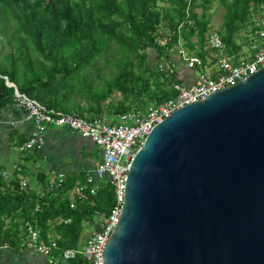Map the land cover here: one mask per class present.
I'll return each instance as SVG.
<instances>
[{
	"label": "trees",
	"instance_id": "trees-1",
	"mask_svg": "<svg viewBox=\"0 0 264 264\" xmlns=\"http://www.w3.org/2000/svg\"><path fill=\"white\" fill-rule=\"evenodd\" d=\"M219 1L225 12L218 34L225 45L224 54L237 64L244 57L238 40L248 42L242 33L253 17L263 13L264 0ZM212 3L194 0L187 17L185 0H0V124H5V112L10 110L16 116H27L16 109L15 89L7 80L48 109L85 118L118 117L170 99L175 95L172 84L180 81L176 72H161L157 64L174 61L171 51L177 48L180 36L198 60L193 70L203 73L216 64L219 51L206 48V36L212 30ZM184 21L189 23L179 35ZM163 27L169 32L167 47L158 42ZM112 46L119 57L108 60L114 71L104 79L96 63ZM90 72L103 86L94 85ZM27 139L22 138L16 148ZM21 168V175L28 178V168ZM4 171L2 164L0 247L25 245L31 227L40 231L45 243L55 240L61 250L80 249L89 226L97 223L96 212L108 214L115 204L108 178L95 177L90 182V187H98L94 206L73 210L68 192L86 182L89 175L84 172L64 173V183L51 186L48 173L39 169L35 179L28 180L35 188L29 191L21 188L17 173L5 179ZM61 264L86 262L78 258Z\"/></svg>",
	"mask_w": 264,
	"mask_h": 264
},
{
	"label": "water",
	"instance_id": "water-1",
	"mask_svg": "<svg viewBox=\"0 0 264 264\" xmlns=\"http://www.w3.org/2000/svg\"><path fill=\"white\" fill-rule=\"evenodd\" d=\"M103 264H264V67L147 136Z\"/></svg>",
	"mask_w": 264,
	"mask_h": 264
},
{
	"label": "built area",
	"instance_id": "built-area-1",
	"mask_svg": "<svg viewBox=\"0 0 264 264\" xmlns=\"http://www.w3.org/2000/svg\"><path fill=\"white\" fill-rule=\"evenodd\" d=\"M194 0H185L187 4L186 16L190 17ZM189 23L184 21L178 28L179 35L183 27ZM191 23V22H190ZM158 40L159 45L167 47L169 32H162ZM245 38L249 43L250 54L242 58L239 63H233L224 57L225 45L218 32L211 31L206 36V48L219 51L214 67L207 68L200 73L191 85L175 82L172 90L175 93L170 99L150 106L148 109H134L118 116V122H109L107 114L92 118H85L77 113H64L55 109H48L38 101L24 94L16 93V106L27 113V119L34 123V129L27 141L18 148L21 153L39 151L45 144V135L50 127L67 128L81 138L92 141L101 152V160L97 163L84 184H78L74 190L68 192L70 207L73 210L84 209L87 205L94 206L98 187H90V182L97 177L99 180L108 178L114 189L115 204L111 212L106 214L97 211V223L89 226L90 236L80 249L61 250L55 240L45 243L40 239V231L29 228L27 246L39 254L48 257L50 264H61L82 258L86 264H103V251L113 234L122 213L124 192L131 163L152 130L178 109L207 99L210 95L246 80L264 67V18L253 17L245 31ZM180 58L184 63L193 66L198 62L190 55L179 37L177 43ZM177 66L174 61L167 60L158 64L161 72L175 74ZM22 168L15 167V172L21 179V188L34 190L27 178L21 175ZM3 178H9L8 172L2 173ZM65 181L64 173H56L50 177L51 186H61ZM70 223V220L64 221Z\"/></svg>",
	"mask_w": 264,
	"mask_h": 264
},
{
	"label": "crops",
	"instance_id": "crops-1",
	"mask_svg": "<svg viewBox=\"0 0 264 264\" xmlns=\"http://www.w3.org/2000/svg\"><path fill=\"white\" fill-rule=\"evenodd\" d=\"M172 54L177 66L178 80L183 85H191L200 72L197 74L192 66L182 62L181 58H176L175 48ZM26 117V114L16 116V113L10 110L5 112V124H0V165L5 164V172L9 173V177L15 175V167L20 166L28 168V178L23 176L24 174L22 177L30 180L36 176L39 169H43V165H46L48 169L46 173L50 174V177L55 176L56 173L74 172H84V175L88 176L100 162L99 148L92 141L81 138L66 128L50 127L45 135V144L36 152L37 154L33 151L25 154L19 152L16 148L17 143L29 136L34 129V123ZM4 139L5 144H3ZM9 164L11 170L7 168ZM32 187L34 188V185ZM27 243L17 248L0 247V264H50L48 257L29 248Z\"/></svg>",
	"mask_w": 264,
	"mask_h": 264
},
{
	"label": "rangeland",
	"instance_id": "rangeland-1",
	"mask_svg": "<svg viewBox=\"0 0 264 264\" xmlns=\"http://www.w3.org/2000/svg\"><path fill=\"white\" fill-rule=\"evenodd\" d=\"M263 8V7H262ZM201 11V9H199V12ZM225 12L224 7H222L220 5V1L219 0H213L211 9L209 10V14L212 17L211 23H212V30L213 32H218L222 22H223V14ZM255 17H262L264 18V11L261 14L256 15ZM162 32H167V29L165 27L162 28L161 30ZM7 33L9 34H13V31H8ZM245 32L242 33V35L244 36ZM245 37V36H244ZM243 44V49L241 52V56H244L243 58L247 57L250 54V48L248 46V42H244L243 40H238ZM173 51V50H172ZM171 51V52H172ZM176 51V58H180L179 55V50L177 48H175ZM118 50L116 49V46H112L110 49H108L105 53V55L103 56L102 59L98 60V62L96 63V67L98 68V70L101 73V76L104 77V79H108L110 76H112V71H114V66L110 65L109 61H113L114 59H118ZM226 58H228L226 55L224 56ZM160 63V62H159ZM158 63V64H159ZM157 64V65H158ZM92 72H90L89 75H91ZM197 74H199V71H197ZM91 78L93 79L94 85H98V86H103V83L96 78L95 75H91ZM114 97H118L120 98L119 94H114ZM108 117V121L109 122H118V118L117 117H113L111 115H107ZM1 162V161H0ZM7 168L9 170H11V164H9V166H7ZM44 170L46 169V165L42 167ZM48 169H46L45 171L47 172ZM47 174V173H46ZM50 175V174H47ZM31 179H35V177H32ZM91 234L90 230L86 231V236L89 237Z\"/></svg>",
	"mask_w": 264,
	"mask_h": 264
},
{
	"label": "clouds",
	"instance_id": "clouds-1",
	"mask_svg": "<svg viewBox=\"0 0 264 264\" xmlns=\"http://www.w3.org/2000/svg\"><path fill=\"white\" fill-rule=\"evenodd\" d=\"M242 59V58H241ZM10 87V86H9ZM14 89H15V87H13ZM17 93H19V94H21L19 91H17ZM15 94H16V91H15ZM25 95V94H24ZM27 96V95H26ZM28 97V96H27ZM15 100H16V97H15ZM17 104V103H16ZM16 109H18V110H23V111H25L24 109H22V108H18L17 106H16ZM26 112V111H25Z\"/></svg>",
	"mask_w": 264,
	"mask_h": 264
}]
</instances>
